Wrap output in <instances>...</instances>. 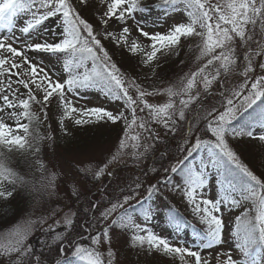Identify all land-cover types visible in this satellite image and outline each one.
<instances>
[{
	"label": "snow or ice",
	"instance_id": "1",
	"mask_svg": "<svg viewBox=\"0 0 264 264\" xmlns=\"http://www.w3.org/2000/svg\"><path fill=\"white\" fill-rule=\"evenodd\" d=\"M105 40L139 57L145 82L183 47L196 66L145 86L140 74L122 71ZM90 92L116 107L74 103ZM53 103L63 136L51 124L40 131ZM100 122H123L105 160H81L71 176L42 155L44 141L54 154L72 136L69 125ZM154 125L178 138L174 154ZM244 141L264 153V0H0V199L24 195L31 208L0 234V264H126L125 249L179 264H264V173L242 160ZM152 155L167 167L148 165L146 179L131 183L113 179V164L130 158L139 167ZM29 157L25 170L20 158ZM102 177L111 183L81 206L87 219L77 229L78 211L53 201L79 200L82 182ZM165 191L184 200L196 223L169 211L159 231L151 225L163 215L153 204ZM187 227L191 244L172 239ZM37 231L45 236L39 253L30 243Z\"/></svg>",
	"mask_w": 264,
	"mask_h": 264
},
{
	"label": "rangeland",
	"instance_id": "2",
	"mask_svg": "<svg viewBox=\"0 0 264 264\" xmlns=\"http://www.w3.org/2000/svg\"><path fill=\"white\" fill-rule=\"evenodd\" d=\"M155 1L158 2V0ZM145 2L148 3L149 5L153 4V1L145 0ZM94 14H95L94 8H89L88 11L84 13V15L91 22L95 23V20L93 19ZM103 43L105 44V47L108 49L110 55H112L111 51L115 50L114 46H116L114 42L110 40H105L103 41ZM183 43L187 44L188 42L185 41ZM116 49H118L116 55H121L120 51L121 53H123L122 55H124L125 52L128 53L127 50L124 49L123 47H116ZM181 51H183V53L180 54V56L178 57L165 58L163 61V66L157 69L158 77H151V79L147 80L146 82L144 80V74L148 73L149 69L142 68V66L139 63L138 56H133L132 54L128 53L129 56H125L126 60L124 61L119 57H118L119 60L118 59L116 60L114 57L113 59L117 61L118 66L121 67L122 71H125L127 74L129 75L140 74V81L138 82H145V86L157 80L163 81L164 84H166L167 82L174 80L178 76L183 75V73L187 72L189 68L194 69L196 66L194 62V54L192 52H189V49L187 47H183ZM181 60L185 61L183 65L180 64ZM77 99H78L77 106L85 105V104H87L88 106L103 104L106 108H110V109L116 107V105L108 103L107 101L104 100L102 96H99L94 92H90L88 98H74V103L77 102ZM89 99L91 100L90 104H89ZM154 99L157 102H163L162 97H156ZM56 111L57 110L55 108V103H53L49 108V117H50L49 120L45 121L44 125L41 126L40 128L42 134L47 135L48 132L47 125L51 124L52 134L54 136H63V134L59 130V123H58L59 115L58 114L55 116L52 115ZM138 115H143V114L138 112ZM66 124H68L67 121ZM69 126L72 129V136L68 138L60 139L58 141V146L53 145V148L55 149L54 154L48 148L49 142L44 141L42 147V155L46 160H51L54 163H58L61 169L70 171L71 176H76L77 173L75 172V169L77 168V166H81V167L84 166L82 164H79V161L84 160L95 165V163L105 160V158L110 154V152L115 151V147L118 144V138L122 136L123 122H118L117 124H112L111 122L108 123L100 122V123H93L84 126H74V125H69ZM154 127H156V130L159 132L160 138L162 140H166L170 145H172L167 148V151L174 154L176 151L174 145L178 141V138L173 139L171 136H166L165 130L155 125ZM156 147L160 148L161 145L157 143ZM238 152L241 155L242 160L253 171H255L258 175L264 173V153H262L259 146L255 145L254 143L244 141L239 144ZM17 157L18 154L14 153L13 154L14 166L17 161ZM32 159H33L32 157H29L28 160L24 161L23 158H20V160L23 161L20 164V166L25 170H27V164L30 163ZM151 164H155V166L158 168L161 167L162 165L164 167H167V161L161 159L157 155H152L150 157V160L147 161L146 164H142L139 167L135 166L130 158H125V160H122L120 163L112 165V168L116 173V176L113 179L119 178L122 184L124 182L132 181L136 176H140L142 180L146 179L144 176L140 174L144 172L146 166ZM93 170L95 171V168H93ZM131 172L133 173L132 174L133 177H131ZM39 176H40L39 173H35V178L37 180L39 179ZM130 177L132 178V180ZM109 183H111V181L107 177H102L100 182L83 181L82 182L83 186L81 188L82 194L79 200H75V198H66L61 201H53V203H60L62 205L68 204L72 206L73 210L78 211L77 229H79V222L81 220L87 219L84 212L81 210V206L86 208L88 201L98 200L104 194L105 190L108 188ZM113 187H116V185L113 184ZM65 192H67V189L62 184L61 194L63 195ZM169 200H172V202ZM153 207L159 208V211L163 214L161 218L154 219L152 222H150L151 225L154 226L157 231H159V225L162 224L164 221H166L168 212L175 209L182 215L184 219H186V222H188L189 224L196 223L195 221L188 220L187 214L189 215V217L192 216L190 209L186 206L184 200L181 197L173 193L165 191L162 195V198L155 201ZM30 211L31 208H30L29 198L27 196L20 195L19 197L10 199L8 201H4L3 199H0V234L6 232L14 225L23 224L25 219L28 217ZM235 211L236 213H239L241 210L237 209ZM38 233L40 232L37 231L33 236H35ZM33 236L32 238L35 240H33V243L30 240V243L36 245L35 247L34 246L33 247L37 252L41 251L42 241H44L45 236L43 234L42 235L40 234L38 238ZM181 238L184 241H187L189 244H191L192 228L187 227L184 230L179 231L178 233L175 230H172L173 240H177ZM44 252H46L45 256L47 257H51V255H54V253H50L46 248L44 249ZM121 258L125 259L126 264H179L178 258H169L163 255L138 256L135 251H131L128 249H125V252Z\"/></svg>",
	"mask_w": 264,
	"mask_h": 264
},
{
	"label": "trees",
	"instance_id": "3",
	"mask_svg": "<svg viewBox=\"0 0 264 264\" xmlns=\"http://www.w3.org/2000/svg\"><path fill=\"white\" fill-rule=\"evenodd\" d=\"M116 47H117V46H114L115 50H112V51H111L112 56H113L116 60H117V59L119 60V58H120V59H123V61L126 60V59H125V58H126L125 56H129V54L125 52L124 55H122L123 53H121V51L119 50L121 55H116V54H117L116 52H117V50H118V49H116ZM123 52H124V51H123ZM182 53H183V51H181V54H182ZM118 57H119V58H118ZM132 60H133V59H132ZM16 163H17V161H16ZM16 163H15V165H16ZM132 174H133V173L131 172V177H133ZM128 175H129V174H128ZM131 177H130V178H131ZM128 179H129V178H128ZM131 180H132V178H131ZM128 183H131V181H129ZM19 196H20V194L16 195V197H19ZM16 197H15V198H16ZM23 201H24V200H23ZM23 201H22V202H23ZM18 203H19V202H18ZM19 211H20V210H19ZM40 234L42 235V233L40 232V233L36 234V235L33 236V237H37V238H38ZM33 240H35V239L31 238V242H32V243H33ZM34 242H35V241H34ZM32 245H33L34 247L36 246V245H34V244H32ZM40 247H41V246H40ZM39 252H40V251H38V253H39ZM45 254H46V252H44V255H45ZM49 258H50V257H49Z\"/></svg>",
	"mask_w": 264,
	"mask_h": 264
}]
</instances>
